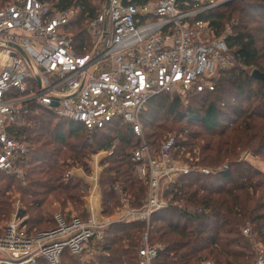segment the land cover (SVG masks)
Returning <instances> with one entry per match:
<instances>
[{
  "label": "built area",
  "instance_id": "2783aa9c",
  "mask_svg": "<svg viewBox=\"0 0 264 264\" xmlns=\"http://www.w3.org/2000/svg\"><path fill=\"white\" fill-rule=\"evenodd\" d=\"M224 2L149 0L137 5L110 0L108 11L105 5L84 22L83 43L68 31L82 16L76 3L63 9L58 0L9 2L0 9V174L25 183L30 145L23 132L32 104L90 131L122 120L144 140L142 116L153 98L214 92L219 80L242 67L227 37H215L217 29L202 19ZM174 145L175 137H169L155 158L141 142L133 159L148 185V197L139 210L124 198L126 205L112 219L103 216L99 174L112 150L95 158L97 167L90 176L72 170L69 178L81 174L89 186L85 204L90 219L59 213L53 229L30 233L26 218L15 215L0 235V264H62L66 252L80 257L94 239L103 241L111 224L133 221L147 224L139 264H153L163 247L150 243V222L167 208L159 199L160 178L169 177L170 185L191 171L174 162ZM244 236L253 239L248 228ZM254 252L253 264H264L263 248L254 246Z\"/></svg>",
  "mask_w": 264,
  "mask_h": 264
},
{
  "label": "trees",
  "instance_id": "16d2710c",
  "mask_svg": "<svg viewBox=\"0 0 264 264\" xmlns=\"http://www.w3.org/2000/svg\"><path fill=\"white\" fill-rule=\"evenodd\" d=\"M7 2L0 0V9ZM58 3L63 9L74 3L81 7L80 25L96 17L106 0ZM202 19L209 21L219 36L227 25H233L227 43L242 67L237 66L233 80H219L214 92L162 94L146 106L142 125L150 150H160L163 136L177 131L173 149L176 159L182 151L184 159L191 153L194 166L209 170L190 171L168 185L164 194L167 208L151 219L150 242L163 247L153 264H202L204 260L253 264L251 239L244 237L243 230L250 228L251 238L264 246V171L241 156L251 153L264 160V81L252 77L256 70L264 74V0H236ZM77 32L83 43L87 37L84 29L80 27ZM27 123L23 135L31 145L25 161L28 185L22 186L15 176L0 174V224L12 214L10 193L20 194L25 207L20 217H28L24 226L30 233L56 226L44 209L48 197H53L48 206L56 202L80 212L86 187L78 179L67 180L72 165L69 161L82 163L89 152L110 151L114 145L101 175L104 213L110 216L122 207L120 193L132 208L142 209L148 186L137 176L139 164L133 159L141 139L129 124L118 120L90 131L36 104L31 105ZM197 148L201 150L198 157L193 155ZM187 162L191 164L190 159ZM225 165L228 168L223 169ZM146 233V222L116 223L106 230L103 253L96 262L83 263L69 252L63 260L67 264H138L137 253Z\"/></svg>",
  "mask_w": 264,
  "mask_h": 264
},
{
  "label": "rangeland",
  "instance_id": "374dc122",
  "mask_svg": "<svg viewBox=\"0 0 264 264\" xmlns=\"http://www.w3.org/2000/svg\"><path fill=\"white\" fill-rule=\"evenodd\" d=\"M12 0H8V2H7V4L9 3V2H11ZM74 1H76V0H74ZM218 1H225L224 2V4L222 5V6H220L219 8H221V7H223V6H226V5H228L229 3H231V2H233V1H236V0H231L229 3H226L228 0H218ZM103 7V5L101 4L100 5V9ZM219 8H217V9H219ZM80 21V20H79ZM235 22V21H234ZM79 24V23H78ZM77 24V26H73V27H68V31L70 32V33H73L74 35H76V33H78L77 31H78V28H80V27H82V29H83V25H84V23L83 24H80V25H78ZM233 24H237V22H235V23H233ZM233 32V30L232 29H230V27H227L226 26V29H225V31L222 33V35L221 36H218V35H216L215 37H217V38H219V37H221V38H223V37H228L229 35H230V33H232ZM215 34H217V33H215ZM210 36H212V35H210ZM232 76V75H231ZM231 76H229V78L228 79H230V80H233V78H231ZM183 104L184 105H187V101H186V99H184V101H183ZM146 110V109H145ZM27 125H28V123H27ZM27 128V127H26ZM25 128V129H26ZM177 134V131H168L164 136H163V138L160 140V142H159V146H161L160 147V150H158V148H159V146H158V148H157V152H152V154H153V157H155V158H159V156H160V153H161V150H162V147H163V145H164V143L166 142V140L169 138V137H176L175 135ZM26 137V136H25ZM26 139H27V137H26ZM28 140V139H27ZM143 141H145L146 143H147V141H146V139H145V136H144V140L143 139H141V142H143ZM28 143H29V145H30V142L28 141ZM115 147H116V145H114V147H113V151H114V149H115ZM30 149H31V145H30ZM175 149V148H174ZM111 151V150H110ZM104 152H107V151H103V152H98V153H93V154H91L90 155V152H89V154H88V156L89 157H86V158H84L83 160H82V163L81 162H76V163H74L73 164V162H71V161H69L70 162V168H69V171H68V175H67V180H70V179H78V180H80V181H82V183H83V185L86 187V190H85V192H84V194H83V196H82V198H81V201H82V207H81V211L80 212H77V211H75L74 210V208H72V207H70L69 208V206L68 207H66V208H62V206H61V204L60 203H53L52 205H47V202L50 200V202H52V196L51 197H48V199H47V202H46V205L44 206V209L45 210H47L49 213H50V215H51V217H52V219L54 220V217H55V215L56 214H59V213H62V214H69V215H75V216H78V217H82L83 216V219L85 220V221H88L89 219H90V216H89V214H88V211H87V209H86V204H85V198H86V196H87V194H88V190H89V186H87L86 184H85V182H84V180L82 179V178H80L81 177V174L79 175L80 177H77V175L76 176H74V177H72V178H69L68 176H69V174H70V172L72 171V170H75V171H78L79 173H84V174H86L87 176H90L92 173H93V170L92 169H94V168H96L97 166L95 165V158L97 157V156H99V154L100 153H104ZM134 152H135V150H134ZM183 151L182 152H180V153H178V155L177 156H179V159H176V157H175V155H174V150H172V157H173V159H174V162H177L180 166H183V167H185V168H189L191 171H193V170H197V171H199V172H209V170H204V168L203 167H197V166H194L193 164H192V161H193V158L191 157V153H187L186 154V156H185V159L183 158ZM200 153H201V150H200V148H197L196 150H194V152H193V155H195L196 157H198L199 155H200ZM109 157V156H108ZM107 157V158H108ZM190 159V161H191V164L189 163V162H187L188 160ZM106 160V159H105ZM241 160H243V161H246V162H249L250 164H252L253 166H255L256 168H258L259 170H261V171H264V160H263V158H261V157H255V156H253L251 153H244L242 156H241ZM199 161V159H197L196 160V162H198ZM104 160L101 162V164H100V166H99V174L100 175H102V172H103V169H104ZM226 168H228V166L227 165H225L224 166V168L223 169H226ZM219 171H222V168H220L219 169ZM136 172V171H135ZM137 176L140 178V176H139V174H138V170H137ZM25 175H26V173H25ZM18 180H19V178L18 177H16ZM25 183L24 184H22L21 182H20V184L22 185V186H24V187H27V176L25 177ZM20 181V180H19ZM144 181V180H143ZM169 181V177L168 178H165V176H162L161 178H160V188H159V199L162 201V202H164L165 204H166V201L164 200V194L166 193V191H167V189H168V182ZM174 181H176L175 179H174ZM145 183H146V181H144ZM147 184V183H146ZM100 186H101V176H100ZM148 186V185H147ZM101 189H102V187H101ZM10 195H12L11 196V202H12V214H11V216H10V218L7 220V221H5V222H3V223H1L0 224V235L2 234V232L4 231V229L8 226V224L13 220V218H14V216L15 215H19V217H20V215H21V213H22V211L25 209V207H24V203L22 202V200H21V196H20V194H12V193H10ZM120 195H121V198H122V201H123V205H122V207H119V209H115L114 210V212H113V214L112 215H110V216H106L105 215V213H104V211H103V216L105 217V218H107V219H112L113 218V216H115L116 214H119V212L122 210V208H124L123 206L124 205H126V201L124 200V195H122L121 193H120ZM147 197H148V193H147ZM146 197V198H147ZM102 199H103V191H102ZM102 204H103V200H102ZM128 204H129V202H128ZM102 208H103V205H102ZM103 210H104V208H103ZM21 218V217H20ZM26 218V219H25ZM24 219L25 220H27L28 219V217H25ZM135 222H138V221H133V222H129V223H135ZM52 224L50 225L51 227L50 228H52L53 227V224L55 223V221H54V223L53 222H51ZM113 224H111L110 226H112ZM150 225H151V222H150ZM109 226V227H110ZM108 227V228H109ZM50 228H48V229H50ZM107 228V229H108ZM250 229V228H249ZM29 230V229H28ZM41 231V230H40ZM45 231V230H44ZM106 233V232H105ZM105 233L102 235V237L104 238L105 237ZM243 235H244V230H243ZM245 237V236H244ZM254 237V236H253ZM256 239H255V237H254V239H252L250 242H251V245H252V254H253V256L255 257V252H254V246H261L262 248H263V250H264V246L262 245V244H260L259 242H257V241H255ZM142 241V240H141ZM151 243V242H150ZM152 244V243H151ZM103 245H104V242L102 241V240H99L98 238L97 239H94L91 243H90V245H89V251H87L86 253H84L82 256H74V255H72V257H74V258H76V259H78V260H80V261H82L83 263H94V262H96L97 261V259H98V257L103 253L102 251V248H103ZM153 245V244H152ZM157 245H160V244H157ZM161 246V245H160ZM140 248H141V246H140ZM139 252H140V249L138 250V253H137V255H138V264H139ZM211 261V260H210ZM211 262H213V261H211ZM214 263V262H213ZM62 264H67L66 263V260H63V262H62ZM215 264V263H214Z\"/></svg>",
  "mask_w": 264,
  "mask_h": 264
},
{
  "label": "water",
  "instance_id": "95a60500",
  "mask_svg": "<svg viewBox=\"0 0 264 264\" xmlns=\"http://www.w3.org/2000/svg\"><path fill=\"white\" fill-rule=\"evenodd\" d=\"M230 1H231V0H228L226 3H229ZM109 2H110V0H106V10H107V11H108V9H109ZM108 22H109V15H108V13H107V14H106V20H105V28H107ZM22 54H23L24 56H26L24 52H22ZM252 77L255 78V79H257V80H262V81H264V74L258 72L257 70H256V71H253V73H252Z\"/></svg>",
  "mask_w": 264,
  "mask_h": 264
}]
</instances>
